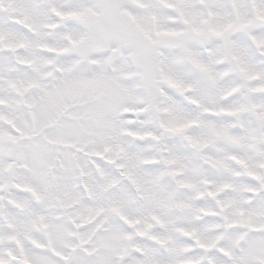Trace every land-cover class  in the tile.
<instances>
[{"label":"snow or ice","instance_id":"obj_1","mask_svg":"<svg viewBox=\"0 0 264 264\" xmlns=\"http://www.w3.org/2000/svg\"><path fill=\"white\" fill-rule=\"evenodd\" d=\"M0 264H264V0H0Z\"/></svg>","mask_w":264,"mask_h":264}]
</instances>
